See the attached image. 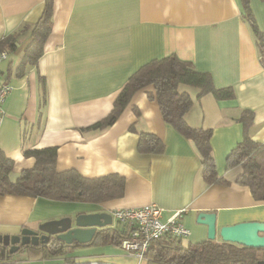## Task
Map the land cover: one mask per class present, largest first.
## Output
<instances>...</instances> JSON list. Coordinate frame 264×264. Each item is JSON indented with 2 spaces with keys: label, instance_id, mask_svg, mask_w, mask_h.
Instances as JSON below:
<instances>
[{
  "label": "crops",
  "instance_id": "crops-1",
  "mask_svg": "<svg viewBox=\"0 0 264 264\" xmlns=\"http://www.w3.org/2000/svg\"><path fill=\"white\" fill-rule=\"evenodd\" d=\"M45 2L0 0V38L14 34L18 44L27 41ZM249 6L264 39V0H249ZM51 22L36 67L18 76L21 56L13 53L0 64V84L12 87L0 119V152L13 162L10 179L34 166L24 150L55 147L57 171L75 170L89 179L116 174L125 189L121 198L98 205L0 196L1 236L79 214L110 215L151 204L162 209L163 219L182 212L187 244L207 241V227L196 224L201 212L216 214L217 230L264 222V203L235 184L241 169L226 167L244 136V112L253 114L249 137L264 144V66L241 0H52ZM169 56L209 74L216 89L234 93L231 99L204 95L185 116L191 127L211 130L216 173L228 186L205 184L194 144L167 125L147 98L152 87L136 92L110 127L86 130L110 114L136 70ZM140 132L159 138L162 153H139ZM215 241H221L218 235ZM0 250V264H147L109 244L76 246L48 258L24 248L10 257Z\"/></svg>",
  "mask_w": 264,
  "mask_h": 264
},
{
  "label": "trees",
  "instance_id": "trees-1",
  "mask_svg": "<svg viewBox=\"0 0 264 264\" xmlns=\"http://www.w3.org/2000/svg\"><path fill=\"white\" fill-rule=\"evenodd\" d=\"M241 3L259 51L260 61L264 66L263 35L251 15L249 0H241ZM51 17L52 0H46L42 16L31 28L27 41L18 44L14 34L0 38V52L21 56L17 66L18 76L23 75L27 69L36 67L51 31ZM42 81L41 79V100L44 101L45 84ZM181 86L194 90L195 99L187 90L181 91ZM147 87L153 88V92H149L147 98L157 103L163 121L194 144L200 157L205 184L228 186L229 183L219 178L216 173L210 146L211 130L191 127L185 116L195 101L200 100L204 95L212 94L217 99H231L234 93L231 88L216 89L209 74L196 72L189 63L180 61L175 56L152 60L136 70L115 99L110 114L86 130L101 131L113 125L130 103L133 95ZM134 113L138 116V111L135 110ZM252 118L253 114L250 112H244L239 118L244 126V136L228 154L226 167L228 170L239 167L241 172L235 184L247 187L255 202L264 203V144L253 142L249 137ZM163 148L161 140L155 135L148 132L138 134L139 153L158 155L162 153ZM23 155L33 158L34 166L21 172L15 180H11L13 162L0 152V196L11 195L59 203L91 205L102 204L123 196L125 181L119 175L89 179L82 177L75 170L57 171L55 147L27 149L23 151ZM126 236L127 233L122 230L107 227L99 230L92 242L87 245L119 246ZM76 246L86 245L66 246L51 238L47 245L24 249L31 250L41 258H48ZM4 253L6 255L5 250ZM145 261L147 264H257L264 262V249L248 248L221 241L207 240L197 244H187L179 239L160 238L151 242L145 253Z\"/></svg>",
  "mask_w": 264,
  "mask_h": 264
},
{
  "label": "water",
  "instance_id": "water-1",
  "mask_svg": "<svg viewBox=\"0 0 264 264\" xmlns=\"http://www.w3.org/2000/svg\"><path fill=\"white\" fill-rule=\"evenodd\" d=\"M216 220L215 213L201 212L196 217L197 225L207 227L208 241H215L218 235L223 243L264 249V222H240L217 230ZM111 226L112 219L109 214H79L73 218L66 217L45 222L36 231L23 228L18 235H0V247L7 248V257H10L26 247L47 245L51 238H55L66 246L87 245L92 242L99 230ZM257 264H264V262Z\"/></svg>",
  "mask_w": 264,
  "mask_h": 264
},
{
  "label": "built area",
  "instance_id": "built-area-1",
  "mask_svg": "<svg viewBox=\"0 0 264 264\" xmlns=\"http://www.w3.org/2000/svg\"><path fill=\"white\" fill-rule=\"evenodd\" d=\"M8 59V53L0 52V64ZM12 91L8 84H0V119L3 116L5 100ZM112 221L127 233L121 240L119 248L128 256L145 260V253L152 241L160 238L185 240L190 231L182 224V212L163 219L162 209L156 205L140 208L116 209L110 213Z\"/></svg>",
  "mask_w": 264,
  "mask_h": 264
},
{
  "label": "rangeland",
  "instance_id": "rangeland-1",
  "mask_svg": "<svg viewBox=\"0 0 264 264\" xmlns=\"http://www.w3.org/2000/svg\"><path fill=\"white\" fill-rule=\"evenodd\" d=\"M180 90H181V91L187 90V91L190 93V95H192V93H191V92H192V89L189 88V87L181 86V87H180ZM112 225L115 226V225H117V223L113 221ZM0 251H1V250H0Z\"/></svg>",
  "mask_w": 264,
  "mask_h": 264
},
{
  "label": "flooded vegetation",
  "instance_id": "flooded-vegetation-1",
  "mask_svg": "<svg viewBox=\"0 0 264 264\" xmlns=\"http://www.w3.org/2000/svg\"><path fill=\"white\" fill-rule=\"evenodd\" d=\"M4 250H5L6 254H7V248H6V249H4Z\"/></svg>",
  "mask_w": 264,
  "mask_h": 264
}]
</instances>
